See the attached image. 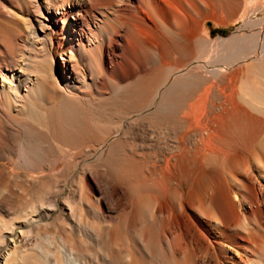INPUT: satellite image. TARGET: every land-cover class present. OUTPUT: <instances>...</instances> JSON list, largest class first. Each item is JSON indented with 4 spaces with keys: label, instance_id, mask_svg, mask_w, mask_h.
<instances>
[{
    "label": "bare ground",
    "instance_id": "obj_1",
    "mask_svg": "<svg viewBox=\"0 0 264 264\" xmlns=\"http://www.w3.org/2000/svg\"><path fill=\"white\" fill-rule=\"evenodd\" d=\"M241 5L242 0H0L4 246H16L15 236L19 243L25 235L40 236L43 229L93 241L96 235L83 221L95 216V206L110 241L102 264L117 259L120 264H264V141L252 150L258 130L247 147L239 134L244 119L264 118V87L250 83L249 76L253 70L255 80H264V20L255 19L264 8L252 10L229 38L204 36L206 22L226 25L225 16ZM200 77L204 83H198ZM187 79L194 84L183 106L174 117L161 118L165 97ZM122 87L139 88L136 109L102 124L110 132L106 139L77 155L68 150L39 179L41 158L32 146L40 133L52 145L54 130L35 121L36 109L59 107L66 116L64 103L72 100L81 104L82 118L91 120L90 109ZM114 151L129 168L120 184L109 176ZM71 158L65 173L84 172L90 200L61 199L73 180L57 191L64 175H53ZM93 161L107 176L102 193L84 170ZM193 168L206 178L197 180ZM121 225L124 242L115 244L112 234ZM61 244L54 253L72 264L80 254ZM3 245L0 263L13 264Z\"/></svg>",
    "mask_w": 264,
    "mask_h": 264
},
{
    "label": "rangeland",
    "instance_id": "obj_2",
    "mask_svg": "<svg viewBox=\"0 0 264 264\" xmlns=\"http://www.w3.org/2000/svg\"><path fill=\"white\" fill-rule=\"evenodd\" d=\"M259 7L264 8V0H242V5L240 7L241 9L239 11H237L235 14L225 16L226 25H221L216 22L210 21L206 22L204 26V36L208 41H215L217 39H226L231 37L233 34L238 32L240 28L244 27V25L249 21V19L252 17L251 11L254 9H258ZM255 19H262L263 21L264 13L257 14L255 16ZM249 76L251 78L250 83L255 84L257 82L259 83V85L264 87V80H255L256 78L253 70L250 71ZM199 79V84L205 82L203 77H200ZM193 84L194 82L192 80L187 79L183 80L182 83L172 89L164 99V104L159 110V116L161 118L174 117L177 114L179 107L181 108L183 106V99L185 96H187L188 91ZM140 95L141 92L139 88L124 87L123 89L119 90L116 95L110 98H105L96 103V105L92 109H90L93 115L91 120L82 118L83 116L78 111V108L79 106H81V104L79 105L76 101L72 100H68L64 103L67 108V110H65L67 114L66 116L62 115V109H60L59 107L54 108L52 111L48 107L36 109L35 114L37 113L38 116L35 117V121L40 125L46 127L47 125L49 126V124H51V128H53L54 130L51 132V136L53 137L54 141L52 145L49 144L48 141H46L48 140L46 135L40 133L37 135L39 142H35L36 144L32 146V148L35 150L32 152V154L38 155L41 158L39 159L37 167L43 168L38 171L40 174H42V176H40V174L36 176L43 181L47 177L46 175H48L45 168L53 163V161L59 160L61 155H67L69 152L68 150L73 149L71 150V153H73L72 155H77V153L82 151L84 148L86 149L88 146L94 147L96 146V143L106 139L109 136L110 132L103 129L102 124L108 121L116 122V118L125 117L127 114H129V112L136 109V104L140 99ZM153 123L158 124L159 118L154 117ZM257 130L259 132L260 138L258 139L256 147L252 148V150H256L259 143L264 141V118L256 117L244 119L243 124L239 130V134L241 136V146L247 147L250 136L253 133L257 132ZM78 134H81L82 136ZM63 136L65 137V139L63 138ZM66 143L70 147H68ZM74 159L75 158H71L68 161H65L57 166V172L54 173L53 176L60 177L64 175L60 179L64 182H61L63 184L59 183L57 191L62 192L64 183H67V180H73L68 195L66 197L61 196V199L66 200L68 198L71 202H83L86 200H90L85 187L86 183L84 181V172L82 170H78L76 174L72 175L73 172L71 169L69 173H65L67 164L71 161H74ZM77 163H81V159L77 160ZM3 164L8 165L7 162ZM109 168V176L111 177V181L115 182L116 184H120L121 182L126 181L129 168H126V165L122 161L121 154L117 153L116 151L111 153ZM102 169V164L94 163V161L91 163V165L84 168L85 172L90 173L96 184L100 187L101 193L102 188H104V178L107 177L102 174ZM191 172H193L195 178L198 177L197 180L206 178V174L203 171H197L196 168H193ZM30 173L35 174L34 172ZM46 188L47 183H44L41 186V190H43L39 191V193H41L40 198L42 200L46 197V193L44 191L46 190ZM91 203L94 205V201H91ZM93 209L95 210V216H93L91 219H87V221H83L82 219L86 231L89 233H94L96 235V239L93 241L87 240L85 238H83V240H80L79 238H76L75 235L71 234H68L65 237L61 238L59 233L56 235L53 229H43L40 236H37L35 234L25 235L22 239V242L20 243L15 236L14 240L17 242V245L14 247L4 246L0 239V246L3 245L4 248H7H5L6 254L10 255V260H13V264H67L65 256H57L54 253L55 249L62 248L61 243L67 245L68 247L70 246L71 248H74L77 251L78 255L80 254L78 259L76 257H73L74 261L72 262V264H102V254L106 251L107 245L110 241H107L105 239L106 234L105 229L102 226V216L99 215L100 209L96 208L95 206L93 207ZM7 228L8 225L4 221H2L0 217V229L4 230ZM123 228L124 226L122 227L121 225L119 229L114 230L112 234V240L113 242H116H114L115 244H123V240L125 238V230ZM52 232H54V234ZM49 235L52 236V238ZM59 240H61L62 242ZM118 261L119 260L117 259L116 264H120Z\"/></svg>",
    "mask_w": 264,
    "mask_h": 264
}]
</instances>
